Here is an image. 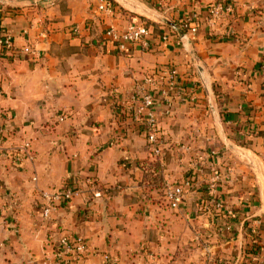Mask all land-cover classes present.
Wrapping results in <instances>:
<instances>
[{
	"label": "crops",
	"instance_id": "crops-1",
	"mask_svg": "<svg viewBox=\"0 0 264 264\" xmlns=\"http://www.w3.org/2000/svg\"><path fill=\"white\" fill-rule=\"evenodd\" d=\"M227 1L234 13L207 28L208 6ZM112 2L106 15L92 0H0V42H12L0 43V154L24 142L33 152L14 164L0 156V263L42 264L55 230L39 193L92 175L108 195L81 194L54 212L58 233L85 239V264L105 255L113 264H264V0ZM193 14L197 32L178 36L170 24ZM135 23L153 32L147 50L120 51L105 37ZM166 68L184 94L171 98V117L160 99L154 106L164 140L156 157L121 113L134 86ZM216 176L233 218L204 208ZM185 179L192 188L175 209L164 190Z\"/></svg>",
	"mask_w": 264,
	"mask_h": 264
},
{
	"label": "built area",
	"instance_id": "built-area-1",
	"mask_svg": "<svg viewBox=\"0 0 264 264\" xmlns=\"http://www.w3.org/2000/svg\"><path fill=\"white\" fill-rule=\"evenodd\" d=\"M96 5V10L106 15H112L114 6L112 0H92ZM169 0H157L156 8L162 9L168 4ZM206 26L214 29L217 23L223 18L234 13V5L230 1L216 2L206 9ZM197 15L193 14L184 19L179 27L183 33L194 35L197 32ZM80 28L74 27L72 32L78 34ZM152 30L144 23L130 24L122 32H118L115 28H110L105 32V37L114 42L121 51L125 49L126 44H137L143 50L149 49L151 45ZM182 33V34H183ZM177 36V37H178ZM45 35L40 34V38ZM168 35L160 36L161 42H167ZM178 42V41H177ZM1 46L6 50L12 49L11 37L5 35L1 39ZM32 56L38 57V52L33 50ZM259 69L264 73V61L261 62ZM157 94V96H156ZM184 94V88L179 81L178 74L172 68L159 69L154 73L144 77L142 81L134 86L130 97L128 111H123L125 116L124 122H129L133 129L139 128L143 134L150 153L152 156H161L164 140L160 134L159 122L156 116L154 106L160 99L166 108L164 115L173 116L172 97H181ZM61 116L59 121H63ZM5 127L0 126V137L4 136ZM258 131L254 129L251 136H256ZM0 156L3 160L11 159L12 163H19L22 159L33 160V152L29 142H24L18 147L9 151H1ZM36 180V179H34ZM192 180L185 179L178 185H167L164 190L165 198L170 202L173 208L177 209L182 203L184 197L192 188ZM221 185L220 177L212 178L208 185L207 198L203 201L205 209H213L216 212H224L225 215L233 218L234 214L230 209H226L224 202L217 198V191ZM109 190L98 185L96 179L92 175H86L79 179L74 177L68 180L61 189H53L49 191H41L39 199L41 201V216L49 229H54L55 239L50 243L51 251L43 259L42 264H85L88 254V245L84 238L80 236L70 237L66 233H58V225L54 212L58 207L67 206L75 197L81 194H88L92 199H100L108 195ZM255 233V231H252ZM104 264H113L109 256H103ZM249 264H257L251 261Z\"/></svg>",
	"mask_w": 264,
	"mask_h": 264
},
{
	"label": "water",
	"instance_id": "water-1",
	"mask_svg": "<svg viewBox=\"0 0 264 264\" xmlns=\"http://www.w3.org/2000/svg\"><path fill=\"white\" fill-rule=\"evenodd\" d=\"M170 26H172L173 28H175L176 31H177L178 33H180V31H179V29H177V27H174V25H172V24H170ZM180 40H181V44H182V46H183L184 48H186L185 36L182 35ZM188 51H189L190 55L192 56V58L196 61V63H198V69H199V70H202V68H201L202 65L200 64L199 59L194 55V53H193V51H192L191 49H189Z\"/></svg>",
	"mask_w": 264,
	"mask_h": 264
},
{
	"label": "trees",
	"instance_id": "trees-1",
	"mask_svg": "<svg viewBox=\"0 0 264 264\" xmlns=\"http://www.w3.org/2000/svg\"><path fill=\"white\" fill-rule=\"evenodd\" d=\"M156 2H157V0H152V6H153V7H154V6L156 7ZM223 3H224V2H223ZM183 32H184V31L181 30V33H183ZM213 92H214V95L218 97V95H217L215 89H213ZM156 96H157V94H156ZM121 114H123V112H122ZM254 129H255V127H253V126H251V125L248 127V131H249L250 133H252V131H254ZM217 198H218V199L221 198V197L219 196V190L217 191Z\"/></svg>",
	"mask_w": 264,
	"mask_h": 264
},
{
	"label": "rangeland",
	"instance_id": "rangeland-1",
	"mask_svg": "<svg viewBox=\"0 0 264 264\" xmlns=\"http://www.w3.org/2000/svg\"><path fill=\"white\" fill-rule=\"evenodd\" d=\"M3 160V159H2ZM0 264H8V263H6V262H2V263H0Z\"/></svg>",
	"mask_w": 264,
	"mask_h": 264
}]
</instances>
